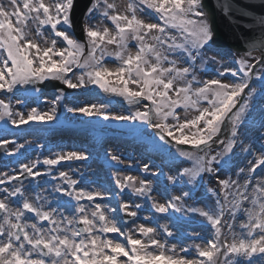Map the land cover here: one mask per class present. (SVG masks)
<instances>
[{
	"label": "snow or ice",
	"instance_id": "snow-or-ice-1",
	"mask_svg": "<svg viewBox=\"0 0 264 264\" xmlns=\"http://www.w3.org/2000/svg\"><path fill=\"white\" fill-rule=\"evenodd\" d=\"M76 3L0 0V92L59 81L69 89L97 85L109 95L123 97L136 107L128 115L112 113L110 100L65 107L72 113L139 121L155 129V137L172 145L176 158L190 164L167 175L170 184L195 187L208 177L217 187L206 189L214 199L202 207L187 203L191 189L179 195L165 191L167 198L160 202L153 192L163 173L144 163L140 170L146 176L114 174L119 189L115 195L127 190L150 201L155 213L197 217L210 233L193 234L189 239L200 243L188 247L169 243L167 238L175 234L168 225L150 226L148 217L145 223H136L141 203L117 201V207H108L97 201L113 192L82 185L69 171L57 170L53 176V168L62 162L89 158L85 151H60L21 163L14 174L0 173V264H264V148L254 150L240 131L258 91L253 83L259 81L264 90V15L254 18L259 37L248 41L247 51L229 63L225 60L229 53L219 46L215 56L207 55L216 45V32L203 0H128L126 5L91 0L83 14V41L74 35ZM260 3L264 5V0ZM220 7L225 15L237 11L230 0ZM242 14L250 15L246 10ZM97 19L99 24L92 22ZM105 21L113 27H101ZM254 51L259 54L254 56ZM106 58H114L117 66L108 67ZM209 63L222 70L202 80L198 70ZM57 92L48 111L33 107L25 113L14 110L11 97L0 98V121L17 127L54 121L56 105L64 99V89ZM144 101L150 103H143L141 110L138 106ZM178 109L185 113L183 119ZM189 112L197 114L187 118ZM11 144L15 141L0 139V149L9 156L25 147L9 149ZM213 144L220 151L210 155ZM108 156L123 164L119 155ZM241 157L242 165L221 178V166L229 167ZM40 165L47 169L40 171ZM44 176L58 181L52 192L68 197L65 204L51 198L41 184L33 185ZM128 222L132 227H125Z\"/></svg>",
	"mask_w": 264,
	"mask_h": 264
},
{
	"label": "rangeland",
	"instance_id": "rangeland-1",
	"mask_svg": "<svg viewBox=\"0 0 264 264\" xmlns=\"http://www.w3.org/2000/svg\"><path fill=\"white\" fill-rule=\"evenodd\" d=\"M117 4L126 5L128 0H116ZM145 19H148L145 17ZM99 24V20L92 21ZM149 22H155L150 19ZM101 27L107 26L110 29V23L105 21L100 24ZM51 38L50 33H46ZM63 44L58 43V47H63ZM135 47H131V51L135 52ZM229 53L225 57L226 62H231L233 56H241L232 51L220 50ZM208 56H215V51L207 53ZM253 55H258L257 52ZM217 59H220L217 57ZM107 66L114 68L117 62L114 58H106ZM218 70H222L220 65L209 63L204 69L198 70V77L200 79H211L216 76ZM78 74V72H77ZM75 82V79H74ZM226 82H229L226 80ZM257 88V93L252 101L245 122L241 128V138L244 139L246 144H251L253 149L258 151L264 148V90L261 88L259 81L252 85ZM36 86L29 89L27 93L22 96L16 97L13 93L5 94L0 92V98H5L6 95L11 97L14 110L27 112L31 108L36 107L42 111H48L53 106L52 101L55 99L56 94H43ZM72 93L64 94V99L56 105L57 117L51 122H30L26 125L19 127L8 123L4 125L0 121V139L15 141V144L9 145V149L15 147L17 144H23L25 147L20 150L19 154L7 155L4 153L5 160L4 168H0V173L14 174L19 169L21 163H28L32 160H43L45 156H51L60 151H85L89 158L85 161L75 162H62L53 168L52 175H57L59 171H69L74 179L81 180L82 185L88 186L93 189H104L113 192V196L119 189L116 188L114 183V174L135 175L139 177L148 174L143 173L140 168L144 163L150 166L155 165L153 171L160 169L161 175L157 183L154 185L156 191L153 196L160 202H164L167 198L164 193L167 191L169 195H179L182 191L191 189L192 198L187 201L189 204L196 202V206H204V203L211 204L213 202L211 193L207 192V188L217 187L215 180H209L205 177L203 183L197 184L192 187L187 184L177 183L176 185L170 184L166 177L167 175H175L177 169L189 167L188 162H182V158H176V149L170 144H163L155 137V129L147 126H142L139 121H116L105 120L102 116H87L81 113H72L67 111L68 108L82 107L92 104L106 103L111 101L109 110L117 115H128L130 112L136 110V107L130 106L123 99V97L116 95H109L103 92L97 85H87L83 88L74 89ZM21 101L17 104L16 101ZM142 102L138 107L143 110ZM150 103V102H148ZM178 112L183 119L185 113L182 109ZM197 113H187V118H192ZM45 137V138H44ZM43 147H40V146ZM190 148V147H187ZM220 151V148L213 144L210 155ZM239 149H237V152ZM116 154L121 157L123 164H117L110 159L108 153ZM202 154V153H201ZM252 159V157H249ZM242 157L233 159L229 162V167L221 166V178H225L235 172L237 165H242ZM0 164V165H2ZM129 164L131 168L127 167ZM40 171H45L47 166H38ZM151 178V177H149ZM186 179V178H185ZM51 176L38 177L32 181L33 185L39 183L47 189L51 194V198L61 201H68V197H60L59 193L52 192V185L57 183ZM113 196L107 198L102 202L108 207H117V201L124 202L126 200H134L136 203H141L143 206L139 210V218L136 223H145L144 217L149 218L150 226H156L157 223L161 225H168L174 232V237H169V243H179L188 247L195 243H200V240L193 241L189 239L193 234H199L201 237H206L210 233L209 226L203 223L199 218L194 216L185 217L182 213L159 214L151 209V202L145 201L144 198H137L132 196L130 191L121 193L118 200L115 202ZM74 202V201H73ZM120 215H124L120 213ZM169 216V217H168ZM126 228L132 227L130 222L125 224ZM113 236V234H110ZM115 235V234H114ZM122 239V238H121ZM194 254V253H192Z\"/></svg>",
	"mask_w": 264,
	"mask_h": 264
},
{
	"label": "water",
	"instance_id": "water-1",
	"mask_svg": "<svg viewBox=\"0 0 264 264\" xmlns=\"http://www.w3.org/2000/svg\"><path fill=\"white\" fill-rule=\"evenodd\" d=\"M224 2L225 0H204L205 6L212 13L216 42L241 48L248 41L258 38L260 32L259 27L254 23V18L264 15V5H261L260 0H230L232 7L237 11L228 15H225L220 7ZM90 3L91 0H77L74 9L75 30L81 36H84L81 27L83 14ZM245 10L250 15H243L242 12ZM56 86L60 87L59 85Z\"/></svg>",
	"mask_w": 264,
	"mask_h": 264
},
{
	"label": "bare ground",
	"instance_id": "bare-ground-1",
	"mask_svg": "<svg viewBox=\"0 0 264 264\" xmlns=\"http://www.w3.org/2000/svg\"><path fill=\"white\" fill-rule=\"evenodd\" d=\"M20 87H22V86H19L18 88H20ZM113 236H114V234H113Z\"/></svg>",
	"mask_w": 264,
	"mask_h": 264
}]
</instances>
